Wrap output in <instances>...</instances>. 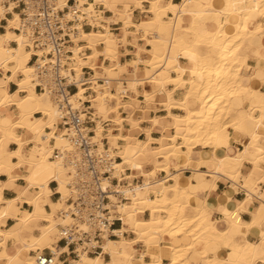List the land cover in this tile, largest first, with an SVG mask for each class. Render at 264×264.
Returning a JSON list of instances; mask_svg holds the SVG:
<instances>
[{"label":"bare ground","instance_id":"bare-ground-1","mask_svg":"<svg viewBox=\"0 0 264 264\" xmlns=\"http://www.w3.org/2000/svg\"><path fill=\"white\" fill-rule=\"evenodd\" d=\"M144 2L149 4L148 8L143 6ZM96 4L102 5L100 11L95 9ZM132 5L152 16L135 24L132 21ZM84 10L104 23L100 24L101 28L84 31L74 39L69 65L76 75L81 73L83 67H88L95 73L88 78L91 92L86 95L87 88L78 84V91L71 100L74 106L85 100L90 101L93 108L92 119L95 122L93 139L101 143V139L106 137L109 151L121 158L114 175L120 181L128 182L121 190L127 201L116 204L117 199L111 198L115 203V216H120L123 222L119 234L129 230L135 235L133 241L125 237H121L120 241L106 238L102 244L104 251L113 259L115 253H122V244L143 241L151 256L150 264H184L192 250L199 253L194 252L191 257L198 260L199 254L202 255L203 264H222L221 259L208 256L206 251L209 244H215L217 247L231 249L238 264H264V236L258 243L248 239L240 243L233 235V231L238 230L241 224V233H246L251 225L262 228L264 232V201L261 200L254 211L252 223H241L237 211L224 212L228 228L219 230L206 222L209 214L206 206L194 208L192 214L187 213L195 187L182 184L179 174L182 169L196 165L192 152L197 147H210L209 155L212 158L215 148L222 143L221 132L226 128L233 132L243 131L251 145H257L264 137V92L257 89L260 83L258 81L252 80L249 86L243 83L242 74L243 68L251 67L245 53L248 44L254 45L258 59L264 57V24H261L264 19V0H181L179 3L172 0H94ZM106 11L110 15L102 14ZM2 17L7 18L0 10V18ZM120 22L121 35H117L112 32L111 25ZM17 26L18 15L14 13L5 26L6 32L0 34V68L12 72L7 80L17 73L22 75L16 83L18 92L23 91L25 94L17 97L9 93L7 85H0V107L14 104L17 108L14 119H0V158L5 157L4 146L10 141L18 143L19 149L9 153L16 156L18 161L8 163L7 167L11 171L13 167L25 164L28 173L23 175L26 184L16 197L3 199L0 187V222L11 217L17 220L19 228L30 231L38 216L42 215L48 221L46 225L39 227V235L30 236V241L20 236L27 251L50 245L55 234L58 240L59 226L72 221L67 213H63L68 206V168L53 154L55 149L64 150L70 146L62 137L65 130L56 125L59 114L56 102L48 94L34 89L33 66L29 61L36 51L27 47L28 39L22 32L15 33L12 30ZM130 27L142 32L141 40L144 44L133 43L135 58L121 63L120 47L129 42L127 29ZM11 40H15L17 45L11 46ZM80 40L84 44H77ZM85 47L91 49L88 56L82 55ZM99 56H103L110 64H97ZM98 69L104 71V76L100 75ZM111 84L114 85L115 92L111 90ZM168 85L173 87L169 89ZM139 87L143 90L147 108L155 95L162 98L159 103L164 107L168 120L156 116L146 120L136 117L138 111L145 112L135 104ZM148 87L150 90H147ZM177 89L184 90L182 97L178 99L173 95ZM252 97L257 99L258 114H255L256 108L252 103L244 106V102ZM111 99L115 101L114 105L109 103ZM172 109L183 113L174 114ZM123 110L128 114L126 117ZM36 112L41 113L42 117L34 118L28 123L22 120ZM103 121H109V127L105 128ZM143 121L151 124L145 131V140L135 135L143 130ZM155 127L162 132V137L158 139L151 137V130ZM17 128L26 129L27 133L32 134L33 147L29 157L21 154L24 142L15 134ZM171 130L174 132L171 133ZM51 139L55 140L53 147L49 145ZM178 148L182 150H177ZM244 153L214 156L213 170L202 171L195 167L192 177L198 182L203 181L206 175H210L213 181L233 180L245 159ZM160 158H165L164 163H161ZM150 165L153 167L148 169ZM254 166L258 173L262 171L261 182L264 183L261 163L256 161ZM127 170L130 171L129 174L125 172ZM160 172H164L165 177L158 178L157 174ZM252 175L242 185L246 194L239 210L248 209L247 203L254 196L264 199V190L258 186L252 187ZM137 177L143 178L141 184L132 183ZM50 181L57 182L55 191L60 194L55 202L48 197ZM167 181L170 182L166 183ZM232 187L238 188L235 183H232ZM34 189L35 196H23ZM24 202L28 203L29 209L20 207ZM45 204L51 208L50 213L46 211L48 214H44ZM146 211L149 212V218L143 217ZM7 231L0 230L3 240L9 234L15 236V232ZM165 236L180 241L187 237L188 242H167ZM1 244L4 245V242ZM162 256L168 258V263L162 262ZM80 257L77 264H84L86 254L83 253ZM21 258L23 259L21 250L5 248L0 264H15ZM23 261L34 264L33 257H25ZM230 262L226 264H232ZM53 264H56V259ZM92 264H95L94 261ZM110 264L117 263L112 260Z\"/></svg>","mask_w":264,"mask_h":264},{"label":"built area","instance_id":"built-area-1","mask_svg":"<svg viewBox=\"0 0 264 264\" xmlns=\"http://www.w3.org/2000/svg\"><path fill=\"white\" fill-rule=\"evenodd\" d=\"M93 1L0 0V10L5 17H13L14 13L18 15V26L12 29L26 36L28 48L40 52L32 53L29 61L33 66L34 89L48 94L56 102L59 113L56 125L65 130L62 137L70 146L53 152L54 157H59L68 168V206L63 213L72 219L67 225L59 226L57 243L62 242L65 247L72 248L77 259L83 253L99 255L106 238L118 237V230L113 227L122 221L115 216V203L111 197L117 199L116 204L127 201L121 190L128 182L120 181L114 175L121 158L109 151L106 137L101 139V143L93 139L95 122L90 101L74 106L71 100L78 91V84L87 88L86 95L91 92L88 78L92 70L83 67L76 75L69 64L74 39L84 31L101 28L100 24L104 23L84 10ZM94 7L100 11L102 5ZM1 20L6 21V18ZM82 43L81 40L77 42ZM108 124L109 121H103L105 128ZM132 183H138V179H133ZM57 255V247L55 251L48 248L47 254L43 249H37L33 251V262L53 264Z\"/></svg>","mask_w":264,"mask_h":264},{"label":"crops","instance_id":"crops-1","mask_svg":"<svg viewBox=\"0 0 264 264\" xmlns=\"http://www.w3.org/2000/svg\"><path fill=\"white\" fill-rule=\"evenodd\" d=\"M172 1L174 3H179L181 0H172ZM144 3H147V2H144ZM133 8L135 10H134V13L132 14V17L135 15L136 11H138V10L140 11V13H142L141 9H137L134 6H133ZM149 14H151V13H149ZM149 14L145 13V16L151 17V16H149ZM105 15H110V13L105 14ZM2 18H0V19H2ZM10 18H12V17L6 18L7 22L4 20H0V34H3L6 32L5 26L8 25V19H10ZM139 21H137V22H139ZM262 23L264 24V19H262L261 24ZM117 24H118V26L112 27V25H117ZM112 25H111L112 30H117L118 32L116 34L121 35V30H120V27L122 26L121 22L120 23H114ZM263 27H264V25H263ZM127 31L129 34V36H128L129 42L126 44H121L120 56H119V60L121 63H123L125 61H129V60H133L135 58V55L133 54V51H134L133 43L134 42L139 44V45L144 44L143 40H141L142 35L141 36L139 35L140 39L134 37V35L132 33L134 31L133 27L128 28ZM138 31L139 30H137L135 32V34ZM139 32H141V31H139ZM15 33H17V32H15ZM138 34H140V33H138ZM13 41H15V40L10 41V45L16 46L17 45L16 41L15 42H13ZM147 47L150 48V46H147ZM85 48L89 49L88 47H85ZM83 50H82L83 56H88L91 54V49H89L87 52H84ZM245 53L248 55V62L251 63L250 68H252V71L254 73L251 71L250 68L249 69L243 68L242 69V74L244 76V82L243 83H245L246 85L249 86V85H251L252 80L258 81L260 83L257 85V89L260 92H264V57H259L260 59H258L257 51H256L254 45H252V44L251 45L248 44V47L246 48ZM96 62H97V64H100V63L103 64L104 63L103 65H105V66H108L110 64V62L108 60L104 59L103 56H99ZM9 65H12V63H9ZM92 71H93V73L91 75H94L95 71L94 70H92ZM101 71L102 70L98 69V72H101ZM129 71H130V69H129ZM11 76H12V72L9 69H7L5 71L2 68H0V85H7V89L9 91V93L12 95H16L17 97L23 96L25 94V92H23V91L18 92V86L16 83V81L22 77L21 74L17 73L13 78H11L10 80H7V77H11ZM167 87L169 89H171L173 87V85H168ZM111 90L114 91V88L112 87ZM147 90H150V88L148 87ZM35 91L38 92L37 90H35ZM142 92H143L142 88L139 87L138 88V96L136 99H138L139 102H141V104H140L141 106H143V107L145 106V107L140 108L137 106L136 102H135V104H136V107L138 109H142L143 111L145 110V112L140 113V111H138L136 113V117L138 118V116L143 115L142 119L146 120L149 117L156 116V117L162 118L165 121L168 120L167 117H165V115L167 113L164 110V107L159 103L162 101V98L159 97L158 95H155L153 97L152 103L149 104V106L147 108V105L144 101V96L142 95ZM173 95L177 99L181 98L182 97L181 96V90L180 89L175 90ZM112 101H113V99H111L109 103L111 104ZM153 102H155V103H153ZM240 102H242V101H240ZM245 102H244V106L248 105L249 103H252L255 108L257 107L256 106V104H257L256 97H252L251 100L247 101V104H245ZM171 111L175 114H181L182 113L178 109H172ZM258 112H259V110L256 108L255 114H258ZM34 115H35V117H34ZM16 116H17V108L14 104L3 105L2 107H0V119L1 118H2V120L4 118L14 119ZM40 117H42L41 113L36 112L32 116L24 117L22 120L25 123H28L32 119L40 118ZM142 119H140V120H142ZM150 125L151 124L149 122H145V121L141 122V127L143 128V130L135 133V135L138 138L145 140V138H146L145 131L150 128ZM47 129H49V128H46V130ZM15 132H16L15 133L16 135L21 137L22 142H24V144L21 147V154L24 157L25 156L29 157L30 152H31L30 149L33 147V142L31 141L32 134L27 133V130L23 129V128H17V129H15ZM221 136H222V143L215 148V155H214L215 157H221V156L223 157V155L225 156L228 153L229 154H235V153H239V152L242 153L243 151L245 152L244 153L245 159L241 163L239 173L236 175V177L233 180H231V179H217V180L213 181L212 177L210 175H206V177L203 179V181L198 182L196 179H194L192 177V174L194 175V173H193L194 169L193 168H195V167H197L198 169H201L202 171L213 170V166H214L213 157L214 156L212 158H210L212 156V155H209L210 147L203 148V149L199 148V147L195 148L192 152V157H193V162L196 165H193L194 167H188L186 169H182L179 172V174H180V182L182 184H184L186 187L188 184H189L188 187L190 185H193L195 187L194 195H196V196L193 195L194 197L192 196V198L189 200V207L187 209V213L192 214L194 208L206 206L209 210V214H208L206 222L211 226H215L219 230H226L228 228V223L226 221V216H225L224 212L237 211V215H238L241 223H243V224L244 223L245 224L252 223V221L254 220V217H255L254 211L256 210L258 205L260 204V201L261 200L264 201V199H259V198L254 196V198H252L251 201L247 203L248 209L239 210L240 203L245 200L246 190H244L245 188H243L242 185L245 183V179L247 177H249L251 174H253L252 175L253 176L252 187L255 188L258 186L259 189H261L262 191L264 190L263 189L264 183L261 182V177H263V174L261 173L262 171L261 172L259 171V173H258V171L255 169V166H254V162L258 161L261 163V169L264 171V137H262L258 141L257 145H251L250 139L246 136V134L243 131L233 132L231 129H225L221 132ZM151 137H153L155 139L162 137L161 130L158 129V127L153 128L151 130ZM120 142H122V141H120ZM54 144H55V140L51 139L49 142V145L50 146L52 145V147H53ZM154 145H156V144H154ZM245 145L247 146L246 149L244 148ZM259 148H261L262 151ZM17 149H19V144L16 142L10 141L6 146H4V151L6 152L5 157L0 158V163H1L0 164V187H2V197L5 200L12 199V198L16 197L18 195L19 191L21 190V188L24 187L26 184L25 180L23 179V175H26L28 173V167L25 164H21L18 167H13V169L11 171H9L8 167H7L8 163L12 164V163H16L18 161V159H16L17 158L16 156L9 155V153H12V152L16 151ZM200 159H202L203 161ZM197 161H199V162H197ZM198 164H199V166H198ZM148 167H150V166H148ZM148 169H151V168H148ZM127 171L128 172H126V173L129 174L130 171L129 170H127ZM160 173H164V172H160ZM188 178H190V179H188ZM137 179H140L143 182V178L137 177ZM232 183H235L238 186V188L233 189ZM56 186L57 185H55L54 181H50L48 184V190L50 192L48 197H49V200L52 202L57 201L58 198L60 197L58 195L59 193H57L55 191ZM34 192L36 193V189L32 190L29 193H25L23 196L25 198L33 197V196H35ZM20 207L24 208V209L30 208V206L26 202L21 203ZM44 210H45L44 214H48L47 212H49V213L51 212V208L48 204L44 205ZM143 217L149 218L150 217L149 212L146 211ZM47 223H48V221H46L42 215H41V217L38 216V220L35 223H32V230L29 231V230H24L21 227L19 228L17 226V220L16 219H13L11 217L5 218L4 221L0 222V230H2L4 232H6L8 230L7 232H10V233L15 232V236L14 235L10 236V234H9L6 237L7 239L5 238V240H3L1 235H0V239H1L0 240V257L2 256L3 250L5 248L8 250H12V249L21 250L24 257L32 258L33 257V251H35L37 249H43V252L45 254H47L48 248H51L52 250H54V249L56 250V247H57L58 255L56 257V264H59V263L60 264H77V262L80 259H77L75 257V255L72 251V248L65 247V245L62 242H58V243L56 242L57 241L56 234L53 235L54 241L50 245H44L43 248L42 247H36L34 249L31 248V249L25 251L24 244L19 239L20 236H24L25 239H27V241H30V238H31L30 236L31 235L32 236L33 235L34 236L39 235L40 234V233H38V231L40 232L39 227L44 226ZM241 225L238 226V230L233 231L234 239L240 243H243L246 239L253 241L254 243H258L262 239V237L264 236L263 229L256 226V225H251L246 233H241V231H240ZM122 227H123V222H122V224L119 222L115 223L113 228L115 230H118V231H116V233L118 234V237L111 238L110 239L111 241H120L121 237H123V238L125 237V239L132 240V241H133V239H135V235L129 230L124 231L122 233V235H120L119 231L122 229ZM164 239L167 242L173 241V242H176L177 244H186L188 242L187 237H183L181 239V241L178 239L168 237V236H165ZM2 242H4V245L1 244ZM53 244L55 246H53ZM102 247H103V245H102ZM121 250H122V253H115L113 255V259H112V256L108 252H105L104 247H103V251L101 253H99V255H87L86 254V259H85L84 264H92L93 261L95 264H110L112 262V260H114L117 264H150L151 263V256H150L148 247L145 245V243L143 241H138V242L136 241V242L131 243V244H125L124 243V244H122ZM153 251H155V250H153ZM206 251L208 253V256L218 257L219 259H221L222 264H226L227 262L229 263L230 261H231L230 263H232V264H238V262L236 260V256L231 254L232 253L231 249H228V248L226 249L225 247H221V246L217 247V245H215V244H209L206 247ZM194 252L199 253V251H193V250L189 253V255L187 256V261L189 262V264H203V259L201 258L202 255L199 254L198 260H195L191 257ZM128 253H131V254H128ZM161 259H162L163 263H168V261H169L168 258H166L164 256H162ZM20 263L26 264L22 258L17 259V261H15V264H20ZM255 264H261V263L256 262Z\"/></svg>","mask_w":264,"mask_h":264},{"label":"rangeland","instance_id":"rangeland-1","mask_svg":"<svg viewBox=\"0 0 264 264\" xmlns=\"http://www.w3.org/2000/svg\"><path fill=\"white\" fill-rule=\"evenodd\" d=\"M143 6L146 8L147 6L149 7V4H147V3H144L143 4ZM147 7V8H148ZM102 8V7H101ZM132 9H134L133 8V5H132ZM101 10V9H100ZM135 10V9H134ZM134 10H133V13H134ZM147 14V13H146ZM149 16H152V14H149ZM133 19H132V21L135 23V24H139L140 22H141V19H143V18H150V17H146L145 16V13H140V11L138 10V11H136V13H135V15L132 17ZM140 20V21H139ZM137 21H139V22H137ZM116 26H118V24L117 25H114V26H112V27H116ZM134 28V31L132 32L133 33V35H134V37L135 38H139L140 39V36L142 35V32H137L136 34H135V32L137 31V29L135 28V27H133ZM112 32L113 33H117L118 31L117 30H112ZM138 33H140V34H138ZM137 34H138V37H137ZM140 35V36H139ZM144 42V41H143ZM135 43V42H134ZM149 48V47H148ZM100 73V75H103L104 76V71L102 70L101 72H99ZM125 77L127 76V75H124ZM114 88V91L113 92H115L116 90H115V87H114V85L113 84H111V88ZM182 92H184V90H181V96L183 95V93ZM142 95H143V92H142ZM138 96V95H137ZM126 99H128V98H126ZM136 103H137V106L138 107H140V108H144L143 106H141L140 104V102H139V100L138 99H136V101H135ZM115 102H114V100L112 101V105L114 104ZM245 104H247V101L245 102ZM182 112V111H181ZM122 113H123V115L125 114V117L128 115L127 114V112L126 111H122ZM183 113V112H182ZM181 113V114H182ZM175 114V113H174ZM142 119L143 118V115H140V116H138V119ZM107 127H109V126H107ZM106 127V128H107ZM226 129H229V128H226ZM174 131L173 130H171V133H173ZM180 140L178 139L177 140V142H179ZM177 150H182V148L180 149V148H178ZM160 161H161V163H164V161L163 160H165V158H160L159 159ZM153 167V165H150V167H148V168H152ZM165 173H159V174H157V176H158V178H161V177H165ZM170 181H167L166 183H169ZM138 183L139 184H141L142 183V180H140V179H138ZM151 196L153 197V195L151 194ZM36 233V232H35ZM53 246H55L54 244H53ZM23 259H25V257L23 256ZM27 263V262H26ZM184 264H188V261L187 260H185V263Z\"/></svg>","mask_w":264,"mask_h":264}]
</instances>
